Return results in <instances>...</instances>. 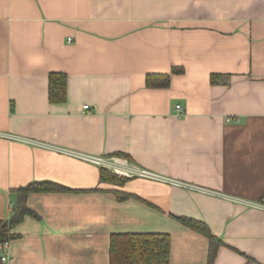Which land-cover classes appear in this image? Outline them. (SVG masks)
I'll return each mask as SVG.
<instances>
[{
	"label": "crops",
	"instance_id": "1",
	"mask_svg": "<svg viewBox=\"0 0 264 264\" xmlns=\"http://www.w3.org/2000/svg\"><path fill=\"white\" fill-rule=\"evenodd\" d=\"M39 181L72 191L27 195L37 217L1 264H109L118 233H167L169 264H207L178 216L222 240L212 264H264V0H0V220Z\"/></svg>",
	"mask_w": 264,
	"mask_h": 264
},
{
	"label": "trees",
	"instance_id": "2",
	"mask_svg": "<svg viewBox=\"0 0 264 264\" xmlns=\"http://www.w3.org/2000/svg\"><path fill=\"white\" fill-rule=\"evenodd\" d=\"M173 72H177L173 69ZM215 75L211 79H215ZM169 76H166V82ZM67 82L64 73H51L49 75L48 95L51 102H63L66 99ZM100 179L107 183L122 184L127 178L100 168ZM69 192L72 189L52 181L31 182L16 189L17 206L14 212L6 220H0V244L12 237V228L19 223L25 215L37 217V215L26 206L25 199L32 192ZM118 199L124 200L131 195L125 192L116 191ZM177 220L186 227L203 234L209 242L207 264H212L217 249L223 244L222 240L216 237L208 225L197 219L187 216H178ZM170 236L167 233H118L112 234L109 245V264H169ZM2 263L0 257V264Z\"/></svg>",
	"mask_w": 264,
	"mask_h": 264
},
{
	"label": "built area",
	"instance_id": "3",
	"mask_svg": "<svg viewBox=\"0 0 264 264\" xmlns=\"http://www.w3.org/2000/svg\"><path fill=\"white\" fill-rule=\"evenodd\" d=\"M87 107H88V105H84V108H87ZM175 110L179 113L183 112V109L179 104H177L175 106ZM227 120L229 121L230 118H227ZM65 152L76 157V158L82 159V160L87 161V162H91V163L96 164V165L106 166V165H111L114 162L112 159H103L101 157H97V156H93V155H87V154L79 153V152H75V151H65ZM135 173H136V175H138L140 177H144V178L155 179V180H164V181L172 182V180H170V179H167L165 177H162L156 173H153V172L145 170V169H138ZM8 246H9L8 240L2 244V250H1V255H0L2 262L5 261L7 258Z\"/></svg>",
	"mask_w": 264,
	"mask_h": 264
}]
</instances>
